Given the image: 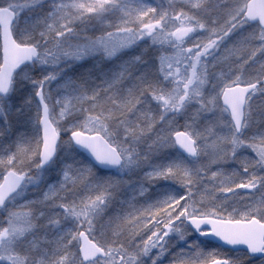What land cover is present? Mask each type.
<instances>
[{
    "label": "snow or ice",
    "instance_id": "6c2138e0",
    "mask_svg": "<svg viewBox=\"0 0 264 264\" xmlns=\"http://www.w3.org/2000/svg\"><path fill=\"white\" fill-rule=\"evenodd\" d=\"M0 264H264V0H0Z\"/></svg>",
    "mask_w": 264,
    "mask_h": 264
}]
</instances>
